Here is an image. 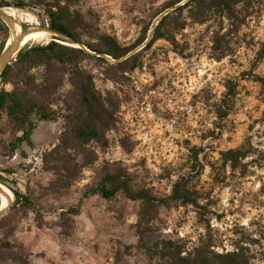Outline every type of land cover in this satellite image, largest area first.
I'll use <instances>...</instances> for the list:
<instances>
[{"label": "rangeland", "instance_id": "obj_1", "mask_svg": "<svg viewBox=\"0 0 264 264\" xmlns=\"http://www.w3.org/2000/svg\"><path fill=\"white\" fill-rule=\"evenodd\" d=\"M5 7L0 14L7 16ZM13 8L22 32L47 28L40 8ZM78 8L92 32L122 46L136 44L143 28L145 37L120 59L81 61L110 119L100 141L83 151L66 149L67 162L78 163L72 174L53 169L55 161L45 157L59 142L61 117L37 120L33 145L23 142L24 154L11 155L3 146L13 130L2 119L0 185L18 188L31 204L13 205V197L0 214V264H157L146 246L153 249L160 239L185 251L202 242L214 253L239 251L247 264H264V87L254 78L264 76V56L257 54L264 0L228 8L214 0H82ZM167 13L161 23L167 37L146 45ZM1 19L7 39L10 22ZM133 53L136 67H115ZM41 70L30 71L39 76ZM227 80L236 89L220 118ZM228 149L239 151L227 159ZM107 170L157 198L178 183L188 199L149 205L121 190L110 198L84 196ZM71 207L78 212H68ZM140 214L150 228L146 246L136 233Z\"/></svg>", "mask_w": 264, "mask_h": 264}, {"label": "trees", "instance_id": "obj_2", "mask_svg": "<svg viewBox=\"0 0 264 264\" xmlns=\"http://www.w3.org/2000/svg\"><path fill=\"white\" fill-rule=\"evenodd\" d=\"M82 0H0V7L12 6L19 9H41L45 16L46 27L68 36L84 45L62 44L56 41L58 37L52 36L46 43H32L23 46L15 56V59L6 64L0 71V124L5 117L13 130V135L3 146L11 155L16 150L24 154L21 144L25 142L33 145L31 133L37 120H55L61 117L64 121L63 130L60 133L59 142L47 153L45 157L52 158L54 168L74 172L77 162L68 163L67 148L73 147L83 151V145L90 141H100L104 128L108 126L110 111L95 89L92 75L80 66L86 57L97 60H105V55L111 59H118L129 52L132 47L143 41L146 28H143L142 37L133 46H122L117 40L107 33H94L82 19L78 8ZM218 4L228 8L232 3H246L248 0H214ZM168 17L165 14L159 24L152 31L147 44L155 38L167 37L161 30V23ZM24 27V25H23ZM0 30L3 31L0 39V51L3 48L7 34L6 27L0 18ZM83 34L95 37L96 41L84 40ZM67 41V40H64ZM76 44L72 41H67ZM98 53L103 55H98ZM258 56H264V41L257 51ZM137 53L129 54L115 63V67L121 70H131L137 66ZM42 66L39 76H35L30 70ZM66 75V77H65ZM264 87V76L254 75ZM65 83L68 88L62 91ZM9 84L10 88L5 85ZM226 92L222 100L223 107L218 108L217 115L225 117L230 110L231 98L235 94L236 83L233 80L226 81ZM54 105V106H52ZM239 149H228L222 152L227 159H232ZM76 163V164H75ZM70 166L72 169H70ZM3 183V182H2ZM13 193V205L21 203L30 205L29 198L16 187H10ZM121 190L130 199H140L142 202L153 205L166 203L168 199H188L186 193L181 190L178 183L173 184L171 193L164 198H157L147 194L141 189L132 188L129 182L121 178L118 172L107 170L100 181L94 187L88 188L83 195L98 193L104 198L112 197ZM192 203L194 200H191ZM153 207V206H151ZM152 208L150 209V212ZM68 212L77 213L78 208L71 207ZM149 219V218H148ZM136 233L142 246H146L144 237L150 232L147 226V217L141 214L136 223ZM154 248L146 246L148 252L157 259V264H247L246 257L239 251L226 253H214L202 242L185 251L184 246L167 239L153 242ZM185 251L183 254L182 252Z\"/></svg>", "mask_w": 264, "mask_h": 264}, {"label": "bare ground", "instance_id": "obj_3", "mask_svg": "<svg viewBox=\"0 0 264 264\" xmlns=\"http://www.w3.org/2000/svg\"><path fill=\"white\" fill-rule=\"evenodd\" d=\"M4 10H5V13H7L11 17L10 18L11 36L13 34V37H21V41H20L21 46L25 44L27 45L33 42H46L51 39L52 33L49 31L40 29V28H36V29L33 28L31 30L29 29V31L25 30L26 32H22L23 30L21 31L19 23L15 21V19L17 18L15 9L13 7L8 6V7H5ZM23 15L21 17H23ZM9 40H10V37L6 41L8 42ZM57 41L62 42V43H67V44H73L67 41H62V40H57ZM12 199H13L12 191L6 186L0 185V208L6 206L8 202L12 201Z\"/></svg>", "mask_w": 264, "mask_h": 264}, {"label": "water", "instance_id": "obj_4", "mask_svg": "<svg viewBox=\"0 0 264 264\" xmlns=\"http://www.w3.org/2000/svg\"><path fill=\"white\" fill-rule=\"evenodd\" d=\"M0 18H5L6 20H8L10 22V18L8 17V15L6 16L5 14H0ZM40 29L49 31L52 33V36L58 37L59 39H56V41L57 40L72 41V42L76 43L77 46L84 47L83 44H81L75 40L70 39L68 36H66L64 34H61L59 32L51 30L49 28H40ZM9 37H10V40L8 42L5 41L3 48L0 51V71L2 70V68L6 64L10 63L12 60L15 59V56L17 55L18 51L24 46V45L21 46V44H20L21 37H13V34L11 36V33H10ZM98 55H103V54L98 53ZM118 59H120V58H118ZM8 205L9 204L0 208V214L8 207Z\"/></svg>", "mask_w": 264, "mask_h": 264}]
</instances>
